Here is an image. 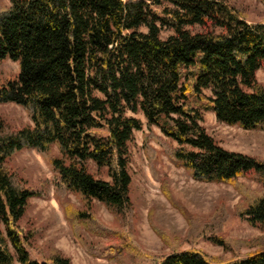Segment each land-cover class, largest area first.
Here are the masks:
<instances>
[{
    "label": "trees",
    "instance_id": "trees-1",
    "mask_svg": "<svg viewBox=\"0 0 264 264\" xmlns=\"http://www.w3.org/2000/svg\"><path fill=\"white\" fill-rule=\"evenodd\" d=\"M8 2L0 62H16L19 74L0 86V105L22 107L31 124L14 129L0 118V264H71L59 253L42 261L29 253L19 224L38 193L8 167L23 149L46 157L55 188L88 210L99 202L115 216L129 211V144L143 130L129 113L176 145L169 156L193 180L259 183L260 191L235 185L237 214L264 231V160L223 148L203 126V111H212L227 125L264 130V22H248L224 0ZM128 252L135 264H264V245L224 262L197 250Z\"/></svg>",
    "mask_w": 264,
    "mask_h": 264
},
{
    "label": "rangeland",
    "instance_id": "rangeland-1",
    "mask_svg": "<svg viewBox=\"0 0 264 264\" xmlns=\"http://www.w3.org/2000/svg\"><path fill=\"white\" fill-rule=\"evenodd\" d=\"M224 1L248 22H264V3ZM8 6V0H0V9ZM168 35L163 33V37ZM18 74L16 62H0V86ZM257 80L264 85V70L257 73ZM129 115L142 121L143 130L129 144L132 205L122 216H115L99 202L88 210L78 196L57 190L49 162L37 150L23 149L10 158V170L38 193L29 200L19 224L23 235L30 238L31 257L42 261L59 253L71 264H135L128 252L135 248L158 258L175 250H197L224 262L259 250L264 245V231L238 216L241 192L235 185L250 191H260L261 185L250 177L234 184L193 180L169 156L176 145L158 129L149 130L141 114ZM203 117L204 128L220 146L264 160V130L227 125L212 111H203ZM0 118L14 129L31 124L27 112L15 104L0 105ZM57 154L54 147L51 155ZM91 172L97 174L93 166ZM86 212L90 218L77 215ZM210 239L222 240L229 249ZM111 249H115L113 257ZM118 250L123 251L120 256Z\"/></svg>",
    "mask_w": 264,
    "mask_h": 264
}]
</instances>
